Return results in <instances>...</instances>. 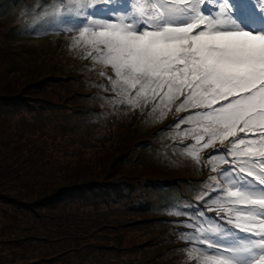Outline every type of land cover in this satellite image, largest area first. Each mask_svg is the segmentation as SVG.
I'll list each match as a JSON object with an SVG mask.
<instances>
[{
    "label": "snow or ice",
    "instance_id": "1",
    "mask_svg": "<svg viewBox=\"0 0 264 264\" xmlns=\"http://www.w3.org/2000/svg\"><path fill=\"white\" fill-rule=\"evenodd\" d=\"M30 15L90 61L113 111L184 113L155 135L177 128L207 170L195 200L165 205L188 264H264V0H43Z\"/></svg>",
    "mask_w": 264,
    "mask_h": 264
},
{
    "label": "rangeland",
    "instance_id": "2",
    "mask_svg": "<svg viewBox=\"0 0 264 264\" xmlns=\"http://www.w3.org/2000/svg\"><path fill=\"white\" fill-rule=\"evenodd\" d=\"M42 2L43 0H0V96H12V93L19 94L27 90L25 85L32 81L19 78L20 72L43 76L42 70L55 65L63 74H70L77 79L79 84L76 87L87 96H85L87 99L83 97V104L100 109L85 117H62L60 113L46 115L55 118H43L38 122H31L30 116L24 121L0 118V157L13 168L12 183L16 189L26 190L50 186L52 194L55 190L66 187H83L92 182H107L119 176V172L116 168L113 170V167L117 166L118 157L119 159L121 157L118 152L121 139L138 132L140 139L136 141H141L142 144L146 140L148 142L147 150L141 153L142 160L146 157L148 160L141 164L140 160L134 163L130 161L124 165L126 172L121 175H130L127 178L135 177L137 181H142L144 175L160 180H174L176 183H179L178 179H184L180 178L181 176H185V179L171 193L165 195L153 192L150 195L152 197H148L151 202L149 211H144V206L133 207L131 202L125 206L128 208L126 213L130 214L129 221L123 224L125 230L117 232L104 230L99 236L91 235L90 239L104 245L105 248L112 247L110 253L117 261L115 264L143 262L154 264L147 262L149 259H157L163 264H188L182 250L177 249L173 252L163 250L169 244L164 240L163 230L168 227L174 231L175 227L174 224L163 221L179 219L168 215L165 205L174 208L178 204H183L185 199L195 200L193 189L202 187L197 182L205 178L207 170L201 171L192 165L190 157L180 147L181 144H191L192 141L190 139L181 141L177 135V128L155 135L184 113H177L173 109L159 120L152 115L144 114L143 120L141 122L136 120V124L134 117L141 119L139 116L144 112L137 113L136 110L127 108L113 111L112 106L102 95H93L102 92V89L97 87L102 78L91 70L88 59L74 54L65 34H43V30L39 35L31 33L35 21L30 13ZM34 49L39 53H34ZM13 69L18 70L12 73ZM155 136L160 138L156 145H153ZM128 154L133 157L136 152L130 150ZM15 187H10V183L4 182L0 184V193H7L9 189ZM138 193L144 195L140 191ZM7 212L9 213L0 210V241H6L2 236L28 233L33 226L25 224V219L11 218V212ZM103 218L105 220L115 218L123 222L122 217L118 215L115 217L103 215ZM142 222L157 224L160 235L152 234L150 227L138 226ZM129 226L132 227L128 228ZM154 235L157 241L152 244ZM177 235V232L167 233L168 241L172 240L176 244L175 249L180 248ZM129 245L139 247L121 249V246ZM115 248L121 249L120 252H115ZM158 251L160 256L155 258L154 255ZM33 252L32 256H26L27 259L39 255L37 251ZM73 262L76 263L77 260L74 259Z\"/></svg>",
    "mask_w": 264,
    "mask_h": 264
},
{
    "label": "trees",
    "instance_id": "3",
    "mask_svg": "<svg viewBox=\"0 0 264 264\" xmlns=\"http://www.w3.org/2000/svg\"><path fill=\"white\" fill-rule=\"evenodd\" d=\"M34 53L39 51L34 49ZM17 70L13 69L12 73ZM41 72L43 76L30 72L19 73V78L32 82L26 84L27 90L19 94L0 96V118L24 121L30 116L31 122H38L43 118L54 119L55 117L46 115L56 113L62 114V117H81V112L87 104L82 103L83 94L81 89L76 87L79 84L77 79L70 74H63L55 65H50ZM139 139L140 134L135 132L122 138L118 144L121 157H118L119 164L117 163L113 170L116 168L119 176L107 182H92L83 187H66L55 190L52 194L50 186L43 189L17 190L12 183L14 175L11 174V164L0 157V184L8 182L10 187H15L7 193H0V210L6 214L10 211L11 218L25 219V224L33 225L28 233L2 236L6 241H0V264H115L117 261L110 253L112 247L105 248L104 245H99L100 243L92 242L90 238L94 234L99 236L104 230H125L123 224L129 221L130 216L126 213L128 208L125 206L130 202L133 207L146 208L138 191L155 188L156 179L144 175L142 181H137L135 177L127 178L130 175H121L126 172L125 166L130 161L134 163L139 159V148L144 145L141 141H136ZM130 150H135L136 155L131 157L128 154ZM180 178L185 179V176ZM184 179H180L179 184H171L166 179L163 181V187L169 192L174 191ZM103 215H118L122 217L123 222L115 218L105 220ZM138 226L150 227L152 234H159L157 224L142 222ZM130 227L132 226L128 228ZM156 241L154 235L152 244ZM133 247L137 249L139 246H121V249ZM117 248L114 250L119 253L121 249ZM33 251H37L39 255L27 259L26 256H32ZM159 256L158 251L154 257ZM74 259L77 260L76 263L73 262ZM147 262L162 263L157 259H149Z\"/></svg>",
    "mask_w": 264,
    "mask_h": 264
}]
</instances>
